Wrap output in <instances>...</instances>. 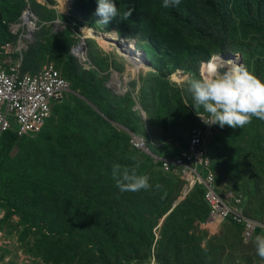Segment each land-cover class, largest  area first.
Here are the masks:
<instances>
[{
	"label": "rangeland",
	"instance_id": "374dc122",
	"mask_svg": "<svg viewBox=\"0 0 264 264\" xmlns=\"http://www.w3.org/2000/svg\"><path fill=\"white\" fill-rule=\"evenodd\" d=\"M149 2L158 42L142 36L141 22L121 19L125 0L107 25L96 23L97 0H0V68L10 59L28 74L54 66L69 82L40 133L0 134V209L12 240L21 234L38 264H264L257 235L245 240L238 227L207 223L200 192H185L173 171L153 169L130 145L137 133L160 157L185 147L200 125L187 83L211 70L204 66L215 56L213 67L243 64L264 81V0H181L169 8ZM27 11L39 23L34 32L29 24L28 42L13 46L18 52H7L9 25ZM113 36L144 56L136 61L126 48L108 46ZM210 139L219 193L242 198L249 219L264 229V121L226 126ZM229 139L241 161L223 170L217 148ZM114 164L147 175L153 187L121 192Z\"/></svg>",
	"mask_w": 264,
	"mask_h": 264
},
{
	"label": "built area",
	"instance_id": "2783aa9c",
	"mask_svg": "<svg viewBox=\"0 0 264 264\" xmlns=\"http://www.w3.org/2000/svg\"><path fill=\"white\" fill-rule=\"evenodd\" d=\"M29 30L30 25L23 19L11 27V33L17 37V48L29 38ZM6 47L9 51L12 45L7 44ZM68 89L69 82L54 66L48 65L37 73L25 74L20 62L14 63L10 59L6 67L0 68V134L13 132L17 138H22L41 132L52 108ZM220 129L219 125L209 126L200 119V125L191 131L185 147L175 155H155L146 138L134 133L130 135V145L140 156L146 159L149 157L151 163L158 164V168L178 175L185 183V192L197 188L204 190L208 222L220 220L233 224L242 229L244 239L248 240L257 232L264 234V229L259 231L257 224L249 219L241 198L234 195L228 198L221 196L216 175L209 169L213 165L210 137ZM200 167L208 170L206 176L200 173ZM2 217L0 264H38L37 256L25 248L21 234L17 241L12 240L14 229L9 226L5 215Z\"/></svg>",
	"mask_w": 264,
	"mask_h": 264
},
{
	"label": "clouds",
	"instance_id": "9594fccd",
	"mask_svg": "<svg viewBox=\"0 0 264 264\" xmlns=\"http://www.w3.org/2000/svg\"><path fill=\"white\" fill-rule=\"evenodd\" d=\"M180 3L181 0H163L162 6L164 8L178 7ZM97 4L95 15L98 16L99 19L96 23L107 25L113 18L118 16L117 6L112 0H97ZM27 12H25V14H19L17 20L9 25L12 40L7 44H11L12 48L8 51L6 44L4 49L7 52H11L12 50L18 52V50H15L17 49V37H14L11 33V27L17 24L21 19L26 21L28 25L35 23L32 32L35 31L39 21L32 20V17ZM131 15L132 11L129 10L121 16V19L126 20ZM31 34L32 33H30L29 36H32ZM28 41L29 38L25 42ZM14 45H16L15 49H13ZM222 61L226 63L223 58ZM219 70L220 68L204 71L202 68L200 71L201 78H192L187 83V91L192 97L193 107L202 122L209 126L219 125L221 128L229 126L235 129L243 128L250 124L253 118L264 121V81L252 74L243 64H235L233 67L223 72H219ZM180 80L183 79L180 78ZM201 108L203 109V113H207V117L200 112ZM10 133H3L1 135H9ZM147 160H149V162L152 161L150 158H147L146 161ZM137 167H139V165H137ZM112 178L115 182V186L121 192L136 193L141 190H149L153 187L149 183V177L147 175L137 174L135 169L130 170L127 167L122 168L119 164L113 165ZM155 189L159 191L161 185L156 184ZM246 212L248 213V211ZM239 229L242 231L241 228ZM258 233L260 232L255 234V236H257L254 241L256 254L264 260V234L260 233V235H258Z\"/></svg>",
	"mask_w": 264,
	"mask_h": 264
},
{
	"label": "trees",
	"instance_id": "16d2710c",
	"mask_svg": "<svg viewBox=\"0 0 264 264\" xmlns=\"http://www.w3.org/2000/svg\"><path fill=\"white\" fill-rule=\"evenodd\" d=\"M123 1L124 0H112V2H114L116 4L118 12L121 9V5H122ZM125 1H127V11H129V10L132 11V15L129 16L130 20L142 23L141 24L142 36L143 37L147 36V37H149L150 40L158 42L157 35L150 32V26L153 22V12H152V5L149 2V0H125ZM68 37H69V34H68ZM71 71L73 74H75L73 67H71ZM103 110L105 112V115L109 119H111V120L115 119L113 112L106 105H104ZM125 126L129 127L126 124H125ZM9 135H12L15 139L17 138L13 133H10ZM233 146H234L233 141L231 139H229L228 142H222L221 146L219 148H217L218 154H219L218 155V165L221 166V168H223V170L232 169L233 167H239L240 166L239 163L241 161V153H240V151L233 149ZM147 163L153 169L158 170V171L163 173V171H161V169L158 168V164H155L153 162L151 163V162H149V160H147ZM164 174H166V173H164ZM170 175L176 177L177 179H179L181 181H183L178 175H175V174L174 175L170 174ZM253 182H254L253 193L255 196H258V195H260L259 184L257 181H253ZM194 191H199L200 194L203 196V199L205 201L204 190L197 188ZM205 203H206V201H205ZM206 205H207V203H206ZM152 212L154 213V210Z\"/></svg>",
	"mask_w": 264,
	"mask_h": 264
},
{
	"label": "bare ground",
	"instance_id": "6f19581e",
	"mask_svg": "<svg viewBox=\"0 0 264 264\" xmlns=\"http://www.w3.org/2000/svg\"><path fill=\"white\" fill-rule=\"evenodd\" d=\"M31 17H33V15H32V13L29 11V12H27ZM106 40H110V41H112V43L111 44H107L108 46H110V47H113V46H116L118 49H120L121 47H124V48H126V51H124L125 53H124V55L126 56V57H129L130 56V59H136V61H138L139 60V57H143L144 55H143V53H141V52H137V50H136V48H134L130 43H123L122 41H117V39H116V37L115 36H113V37H109L108 39H106ZM80 50V49H79ZM78 50V54L79 55H81L82 56V53L80 52ZM140 51V50H139ZM83 56H84V54H83ZM222 58V57H221ZM234 58H237L236 56H232V60L234 61V60H236V59H234ZM219 59V57L217 56H215V57H213L212 58V60H210V62L209 63H207L204 67H207L208 66V68H210L211 70H212V68H218V67H215V65H214V67H213V62L214 61H216V60H218ZM235 62V61H234ZM221 62H219L218 61V63L217 64H220ZM215 64V63H214ZM229 66H230V68L231 67H233V65H231V64H229Z\"/></svg>",
	"mask_w": 264,
	"mask_h": 264
},
{
	"label": "water",
	"instance_id": "95a60500",
	"mask_svg": "<svg viewBox=\"0 0 264 264\" xmlns=\"http://www.w3.org/2000/svg\"><path fill=\"white\" fill-rule=\"evenodd\" d=\"M225 70H226V68H223V69H220L219 72H223V71H225Z\"/></svg>",
	"mask_w": 264,
	"mask_h": 264
},
{
	"label": "crops",
	"instance_id": "0c3cea01",
	"mask_svg": "<svg viewBox=\"0 0 264 264\" xmlns=\"http://www.w3.org/2000/svg\"><path fill=\"white\" fill-rule=\"evenodd\" d=\"M193 191H194V190H193ZM239 198H240V197H239ZM241 199H242V198H241ZM242 202H243V200H242ZM207 207H208V206H207ZM245 210H246V209H245ZM246 211H247V210H246ZM206 221H207V223H208V217H207V220H206Z\"/></svg>",
	"mask_w": 264,
	"mask_h": 264
}]
</instances>
